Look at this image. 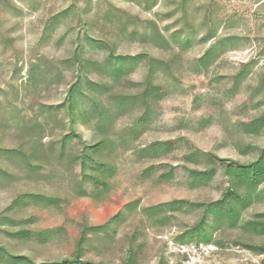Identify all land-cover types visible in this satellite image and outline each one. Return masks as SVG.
Wrapping results in <instances>:
<instances>
[{"label": "rangeland", "instance_id": "1", "mask_svg": "<svg viewBox=\"0 0 264 264\" xmlns=\"http://www.w3.org/2000/svg\"><path fill=\"white\" fill-rule=\"evenodd\" d=\"M263 151L264 0H0V264H264Z\"/></svg>", "mask_w": 264, "mask_h": 264}, {"label": "trees", "instance_id": "2", "mask_svg": "<svg viewBox=\"0 0 264 264\" xmlns=\"http://www.w3.org/2000/svg\"><path fill=\"white\" fill-rule=\"evenodd\" d=\"M72 120H73V117H72ZM175 144H176V141H166V142H162V143L152 144L150 146V148H151V150L153 152H156L159 147H162L167 152H169V151H171L174 148ZM104 146H105L104 142L98 143L95 147H93L94 148V153H99L100 150H102V148ZM91 159L92 158L87 153L86 154L83 153L81 155V157H80V163L84 167L85 163L87 161H91ZM98 165H99V168L101 169V171L103 173L110 172L108 167H106L103 163H100ZM214 169H215V166L213 167V170ZM213 170L211 169L209 171H205L202 174L197 173V172H193L194 173V179H196V180H208L212 176ZM227 170L229 171V174L231 172L232 173H236V175L239 176V177H249L250 171H252L253 179L250 181V183L256 184L264 176V151L261 153L259 159L255 163L250 164V165H246V166H242V165H238V164H232V165H228L227 166ZM166 174H167V178H171L173 176V174H174V169H170L169 171H167ZM83 176H85V175L83 174ZM92 179L94 181V184L96 186H98L99 188H104L105 187V183H104L103 180H100V179L95 178V177H92ZM28 197H29V195H20V196H18L15 199L14 203H13V207H15V208L17 207L19 209V207H21V206H27ZM224 199L226 201H228V203L231 206V209L228 212V217L230 219H236L237 215H238V212H237V208L233 205V194L230 193V191L227 190L224 193ZM186 204H187L186 201H172V202L166 203L164 205H158L155 208L158 209V210H162L163 207H167V208L176 207V208L179 209V208H182V207L186 206ZM212 212H217V215L218 214L221 215V214L224 213V211H222L218 207H216L214 209V211H212ZM0 219L7 220L9 222H14V220L10 219L9 217H0ZM204 224H205V218L201 219V221L195 227H193L187 234H189V235L191 234V236H193L196 233L204 232V230L202 228L204 226ZM100 228H103V227H100ZM258 230H264V228L262 229L260 227ZM17 234L19 235L20 239H27V238L30 237V233L27 232V231H19ZM39 240L41 242L46 241L44 235H41V237H39ZM182 242H184V241H182ZM255 250H258V251L264 253V247H255ZM14 259H16V258H14ZM20 260H24L28 264H33L27 258H22ZM42 264H92V263L82 261L79 258H75V259H72V260L62 261L61 263H42Z\"/></svg>", "mask_w": 264, "mask_h": 264}]
</instances>
